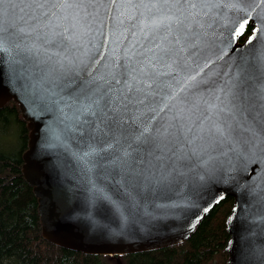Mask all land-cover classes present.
<instances>
[{"label":"snow or ice","instance_id":"6c2138e0","mask_svg":"<svg viewBox=\"0 0 264 264\" xmlns=\"http://www.w3.org/2000/svg\"><path fill=\"white\" fill-rule=\"evenodd\" d=\"M232 14L239 37L254 14L264 21V0H0V53L44 54V63L59 69L58 95L75 106L83 156L94 157L86 163L111 161L113 178L122 180L119 191L97 197L91 223L134 231L167 210L160 201L175 199L179 166L190 168L200 148L230 143L242 115L257 146L264 145V96L257 102L254 89L244 98L223 89L222 96L203 93V68L192 70L208 28ZM97 37L106 51L109 41L123 51L108 56L104 72L86 63ZM93 59L100 65L104 56ZM82 114L87 118L79 120Z\"/></svg>","mask_w":264,"mask_h":264},{"label":"water","instance_id":"95a60500","mask_svg":"<svg viewBox=\"0 0 264 264\" xmlns=\"http://www.w3.org/2000/svg\"><path fill=\"white\" fill-rule=\"evenodd\" d=\"M234 22L238 18L232 14L228 20L212 23L201 45L199 65L192 70L203 68L198 77L203 93L222 96L223 89L244 98L254 89L258 102L264 96V21L253 15L247 25L251 32L243 43L239 38L244 33L239 37L232 33ZM103 42V37L94 41L97 48L86 58L89 71L104 72L102 66L109 55H123L121 45L109 41L106 51ZM113 48L118 51L113 53ZM101 55L104 59L96 65L93 58L100 59ZM45 60L44 54L37 60L15 50L0 53V108L13 100L30 130L22 155V175L37 199L45 240L88 255L121 256L157 250L185 241L216 205L230 197L233 204L226 219V264H264V145L257 146L253 133L246 130L249 122L243 115L230 143L217 145L215 150L200 148L189 158L190 168L179 166L182 183L172 193L175 199L160 201L167 210L154 213L138 230L105 231L99 227L101 221L90 222L97 197L119 191L122 180L113 178L111 161L100 167L86 163L94 157L83 156L87 151L81 136L84 129L77 127L75 106L67 102L68 97L58 95L56 85L64 80L59 69ZM78 75L85 78L82 72ZM86 118V114L79 116V120ZM260 126L259 122L254 125L257 131Z\"/></svg>","mask_w":264,"mask_h":264},{"label":"trees","instance_id":"16d2710c","mask_svg":"<svg viewBox=\"0 0 264 264\" xmlns=\"http://www.w3.org/2000/svg\"><path fill=\"white\" fill-rule=\"evenodd\" d=\"M251 32L247 26L239 42ZM30 130L13 100L0 108V264H226V219L233 200H222L182 243L121 256L88 255L45 240L38 202L22 175Z\"/></svg>","mask_w":264,"mask_h":264}]
</instances>
